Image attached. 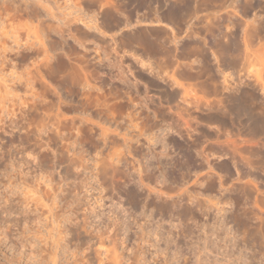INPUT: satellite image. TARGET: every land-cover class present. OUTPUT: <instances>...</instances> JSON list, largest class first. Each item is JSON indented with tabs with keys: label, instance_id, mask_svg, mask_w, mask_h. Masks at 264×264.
I'll return each instance as SVG.
<instances>
[{
	"label": "rangeland",
	"instance_id": "1",
	"mask_svg": "<svg viewBox=\"0 0 264 264\" xmlns=\"http://www.w3.org/2000/svg\"><path fill=\"white\" fill-rule=\"evenodd\" d=\"M243 1L231 27L227 0H0V206L40 195L19 228L0 211V264H264Z\"/></svg>",
	"mask_w": 264,
	"mask_h": 264
},
{
	"label": "bare ground",
	"instance_id": "2",
	"mask_svg": "<svg viewBox=\"0 0 264 264\" xmlns=\"http://www.w3.org/2000/svg\"><path fill=\"white\" fill-rule=\"evenodd\" d=\"M96 1V0H95ZM257 2H256V4H258L259 6H260V2L258 1V0H256ZM30 2V1H29ZM57 2V1H56ZM227 6H228V9H229V16H228V20H229V24L231 25V27H233V25H234V20H233V18H234V16L236 15V13L237 12H243L244 10H246L245 8H246V5L248 4V2L247 1H243V3H242V5L241 4H239L238 2H239V0H227ZM3 5V4H2ZM35 5V4H34ZM250 5V4H249ZM253 5V4H252ZM262 5V4H261ZM264 5V4H263ZM46 7V6H45ZM240 7V8H239ZM254 7H255V5H254ZM263 9H264V7L263 6H261ZM8 8V7H7ZM37 8V7H36ZM56 8V7H55ZM247 8H249V6L247 7ZM44 9V8H43ZM17 10V9H16ZM53 11V10H52ZM58 11V10H57ZM21 12V11H20ZM91 12V11H90ZM24 14V13H23ZM68 14V13H67ZM15 15V14H14ZM1 16V15H0ZM29 16V15H28ZM63 16V15H62ZM34 17V16H33ZM59 17V16H58ZM78 17V16H77ZM82 17V16H81ZM37 18V17H36ZM63 17H61L60 18V21H61V24L63 25V23H64V21H63V19H62ZM72 19V18H71ZM31 20V19H30ZM69 20V19H68ZM80 20H81V18H80ZM63 21V22H62ZM78 21V20H77ZM88 22V24H90V26H87V27H89L90 29H93V30H98L99 29V27L95 24V22H92V21H90V19L87 21ZM38 23H39V21H38ZM69 23H71L70 21H69ZM69 23H67V21H66V25L68 24V26H69ZM81 23V22H80ZM259 23L263 26L264 25V20L262 19V20H260L259 21ZM87 24V25H88ZM242 24H243V22H242ZM85 25V24H84ZM52 27H53V25H51ZM65 26V25H64ZM67 26V27H68ZM48 27V26H47ZM51 27V28H52ZM56 27V26H55ZM61 27V26H60ZM230 27V28H231ZM244 27H245V25H244ZM244 27H242V26H240V29H239V31H240V33L242 34V41H243V45H244V49L246 48H250L251 46H250V44L252 43V39L250 40L249 38L250 37H254V41L253 42H257V44H258V42L259 43H261V39H262V36H261V34H260V32H261V27H259L258 26V28H256V30H254V32L252 33L251 32V30H250V32L253 34V36H251V34H250V32H248L247 33V29H244ZM50 28V27H49ZM70 28V27H69ZM246 28V27H245ZM63 29V28H62ZM68 29V28H67ZM88 29V28H87ZM249 29V28H248ZM54 30H55V28H54ZM101 30V29H100ZM246 30V31H245ZM253 30V29H252ZM68 31V30H67ZM70 31V30H69ZM89 31V30H88ZM99 31V30H98ZM59 34V33H58ZM88 34V33H87ZM46 35V34H45ZM91 35V34H90ZM72 36V35H71ZM93 36V35H92ZM234 36H235V31L231 28L230 30H229V38H230V44H229V47L231 48V47H233V45H234ZM246 36H247V38H246ZM250 36V37H249ZM73 37V36H72ZM97 38V37H96ZM55 40H57V39H55ZM41 41V40H40ZM40 41H38V42H40ZM66 41V40H65ZM76 42V41H75ZM78 42V41H77ZM263 43H261V45L262 44H264V41H262ZM32 43V42H31ZM60 43V42H59ZM83 44V43H82ZM27 45V44H26ZM41 46H44V43H43V45L42 44H40ZM259 46H261L260 44H258ZM258 45H257V47H258ZM40 46V47H41ZM66 46V45H65ZM69 46H70V44H69ZM248 46H250V47H248ZM263 46V45H262ZM261 46V47H262ZM30 47V46H29ZM228 47V48H229ZM260 47V48H261ZM33 47H31V49H32ZM35 48V47H34ZM34 48H33V50H34ZM43 48V47H42ZM259 48V47H258ZM263 48H264V46L262 47V50H263ZM23 49V48H22ZM39 49V48H38ZM41 49V48H40ZM44 49H45V47H44ZM69 49H70V47H69ZM245 49V50H246ZM251 49V48H250ZM16 50V49H15ZM18 50V49H17ZM36 50H37V48H36ZM244 50V51H245ZM248 50V49H247ZM29 51V50H28ZM35 52V51H34ZM28 53V52H27ZM246 53H247V51H246ZM30 54V53H29ZM29 54H27V56L29 55ZM33 54V53H32ZM32 54H30V55H32ZM35 54V53H34ZM38 54V53H37ZM67 54V53H66ZM22 57H24V56H22ZM29 57V56H28ZM1 59V58H0ZM35 59V58H34ZM4 61V60H3ZM28 61V60H27ZM2 62V61H1ZM30 66V65H29ZM33 67V66H32ZM181 87V86H180ZM58 91V90H57ZM170 97V96H169ZM58 99V98H57ZM132 101V100H131ZM55 103V102H54ZM54 114V113H53ZM52 114V115H53ZM54 116V115H53ZM55 116H56V114H55ZM55 118V117H54ZM102 133H104V132H102ZM14 160V159H13ZM22 183V182H21ZM20 185V184H19ZM28 193V192H27ZM30 193V192H29ZM36 193L37 192H33L32 193V195L30 196V195H25V197H24V202L25 203H20V202H18V201H16L14 198H12V197H4L3 198V204H2V206H0V211H2V213H5L4 215H11V219L10 218H6V217H4L3 219L5 220V222L7 221V222H9L10 220H11V222H13V226H16V227H20V225L23 223V224H25L26 222H27V220H29L32 216H34V217H36L37 218V216H39V215H37V214H35V213H33V212H37V210L39 209V207H38V209L36 208L37 207V202L39 203V196H37V198H35L34 196H36ZM40 193V192H39ZM43 196V195H42ZM57 196V195H56ZM49 197V196H48ZM42 199H45V197L44 198H42ZM41 200V199H40ZM47 200H48V198H47ZM46 203V202H45ZM23 204V205H22ZM40 204H38V206H39ZM45 205H47V207H48V213H49V204H45ZM43 207V206H42ZM42 212V211H41ZM45 213V212H44ZM40 214V213H39ZM44 215V214H43ZM49 215V214H48ZM10 219V220H9ZM35 219V218H34ZM47 219V218H46ZM56 220V219H55ZM8 224V223H7ZM7 226V225H6ZM6 226H5V228H6ZM7 227H9V226H7ZM5 228H4V230H5ZM2 234H6V231H3V232H1ZM4 234V235H5ZM55 255H56V253H55ZM115 255H117V254H115ZM118 256V255H117ZM117 256L115 257L116 258V260H117ZM117 264V263H116Z\"/></svg>",
	"mask_w": 264,
	"mask_h": 264
}]
</instances>
